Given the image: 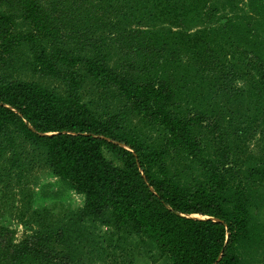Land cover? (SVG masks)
<instances>
[{
	"label": "trees",
	"instance_id": "obj_1",
	"mask_svg": "<svg viewBox=\"0 0 264 264\" xmlns=\"http://www.w3.org/2000/svg\"><path fill=\"white\" fill-rule=\"evenodd\" d=\"M238 3L0 0V162L14 165L18 139L36 144L53 173L84 196L80 219L109 214L118 230L131 227L150 238L170 264H242L233 247L250 232L251 196L236 168L237 133L220 111H174L182 86L176 73L162 71L178 47L174 23L186 28L192 15L213 20L220 8L232 20ZM162 17L175 22L156 28ZM194 36L197 63L216 77L215 94L230 100L233 62L214 36L205 30ZM249 60L264 86V56ZM22 68L60 80L65 94L14 79ZM87 81L118 104L117 113L97 114L82 102ZM127 110L161 125V141L149 146L126 138L120 126ZM178 159L195 163L198 173L176 178L167 161ZM64 242L61 230L43 228L15 240L0 227V264H76Z\"/></svg>",
	"mask_w": 264,
	"mask_h": 264
},
{
	"label": "rangeland",
	"instance_id": "obj_2",
	"mask_svg": "<svg viewBox=\"0 0 264 264\" xmlns=\"http://www.w3.org/2000/svg\"><path fill=\"white\" fill-rule=\"evenodd\" d=\"M220 1L212 0V3L220 7ZM235 2H239V9L232 15V20H228L220 8L213 20L205 21L192 15L186 28L174 23L172 29L180 32L176 37L178 47L173 62L162 66V71L176 73L182 86L172 107L174 111L179 114L193 109L211 113L220 111L227 128L237 133L238 137L233 136L232 146L236 168L251 196V227L249 234L233 248L242 264H264V86L249 62L253 54L264 56V0ZM250 10L261 15L251 16ZM166 18L162 17L154 26L165 28L175 22ZM198 30L214 36L234 64L235 89L230 100L215 94L212 80L216 77L197 63L194 34ZM236 48L239 50L235 52ZM13 77L37 82L65 94L60 80L28 69L14 72ZM80 94L82 102L97 114L107 116L119 110L117 103L99 97L90 81L83 85ZM126 116L125 123L120 126L126 138L149 146L161 141V125L146 121L137 112L127 110ZM103 152L110 161L120 165L108 149ZM174 162L167 161L171 174L179 172L176 178L189 179L199 171L189 159ZM83 201L82 194L53 173L43 147L18 139L14 165L8 161L0 162V227L12 230L15 240L34 230L51 228L64 233L62 248L72 253L76 264H170L168 257L161 255L150 238L131 227L118 230L109 222V214L80 219L78 213ZM253 228L258 231L254 232Z\"/></svg>",
	"mask_w": 264,
	"mask_h": 264
},
{
	"label": "water",
	"instance_id": "obj_3",
	"mask_svg": "<svg viewBox=\"0 0 264 264\" xmlns=\"http://www.w3.org/2000/svg\"><path fill=\"white\" fill-rule=\"evenodd\" d=\"M194 216H195V215H194ZM214 220H216V221H217V220H219V219H217V218H214Z\"/></svg>",
	"mask_w": 264,
	"mask_h": 264
}]
</instances>
